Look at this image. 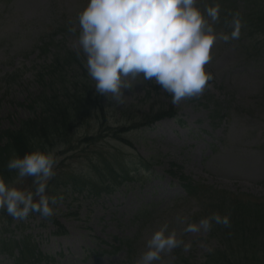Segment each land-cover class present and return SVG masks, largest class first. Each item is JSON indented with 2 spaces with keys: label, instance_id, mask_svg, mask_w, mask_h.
Returning <instances> with one entry per match:
<instances>
[{
  "label": "rangeland",
  "instance_id": "374dc122",
  "mask_svg": "<svg viewBox=\"0 0 264 264\" xmlns=\"http://www.w3.org/2000/svg\"><path fill=\"white\" fill-rule=\"evenodd\" d=\"M88 2L0 0V81L6 75L23 70L10 87L9 84L0 83V131L26 118L34 108L32 100L42 93L35 69L43 64V59H38L32 52L34 44L41 38L55 35L58 40L63 37L66 48L77 54L79 28L76 22L73 25L76 34L54 32L64 29V16L76 20L77 14ZM215 29L223 32L216 23ZM251 55V52L246 54L242 49L236 51L227 47L225 42L218 41L212 49L211 62L205 66L214 79L200 96L176 105L171 103V95L155 85L154 81H144L142 77L129 78V88L122 89L123 97L113 99L111 95L108 96L111 100L107 108L109 118L104 125L112 130L122 127L124 133L120 134L121 138L120 135L111 136L113 134L110 132L109 135L114 139L105 135L83 144L74 143V151L67 155L59 149L62 146L55 147L58 148V163L54 169L56 175L49 181L48 195L59 197L58 190L64 177L76 179L78 175L87 173L91 161L95 162L97 152H114L113 159L120 156L129 161L134 156L151 160L156 166L150 167L149 172L145 170V174L151 173L149 181L139 188L134 185L128 193L117 192L99 200L83 195L66 201L58 200L53 206L54 216L51 217L54 220L32 215L31 219L23 220L19 225L26 229L23 233L15 230L18 220L0 211V240L30 234L38 243L39 251L53 258L51 264H122V252L110 257H96L92 251L104 248L102 242L111 243L114 237L123 240L136 237L139 241L146 239L147 242L154 231L167 224L169 231L174 230L177 238L184 242L174 250L184 255L190 252L196 261L201 260L205 252L216 247V243L205 240V231H185L186 212L196 208L193 209L191 203H182V200L176 203L175 200L183 196L178 178H189L200 183L204 181L207 185L225 190L242 201L241 207L247 203H258L262 200L259 198L264 197V103L260 105V100L264 99V59L261 64L251 65L245 60ZM80 56L82 67L86 68L83 54ZM93 85L96 92L94 81ZM212 96L213 100L218 99L220 108L219 117L214 123L209 115L212 105L208 104ZM223 99L228 101L223 104ZM116 104L132 107L130 115L137 114L135 116L139 118L155 111L177 113V116L163 117L151 130L131 133L127 132L131 122L121 123L124 115L120 114L127 111H122L125 109L122 108L118 112L119 106L111 108ZM87 129L91 133L95 131L92 122H87L79 129V135ZM135 137L141 138L143 142H136ZM124 139L129 144L124 145ZM170 163L178 168L172 167V173L169 172L174 177L163 173L169 170ZM14 181L7 183L12 184ZM28 182L26 178L24 184L14 186L30 190L29 184L32 182ZM169 207H175L178 212L171 211L163 215L151 227L146 226L139 233L135 226L138 223H130L139 209L160 212ZM233 222H230L233 229L223 230L229 234L226 237L232 238L228 244L231 242L237 248L243 245V240L252 239L254 233ZM142 244L139 249L141 254L146 249L142 248ZM193 244L194 247L190 249ZM175 259L176 256L169 252L162 254L161 260L155 264H178ZM0 264L10 263L0 255Z\"/></svg>",
  "mask_w": 264,
  "mask_h": 264
},
{
  "label": "clouds",
  "instance_id": "9594fccd",
  "mask_svg": "<svg viewBox=\"0 0 264 264\" xmlns=\"http://www.w3.org/2000/svg\"><path fill=\"white\" fill-rule=\"evenodd\" d=\"M197 5L198 0H89L76 17L77 54L85 58L96 93L119 99L122 89L129 88V78L142 77L170 94L173 105L200 96L214 79L205 68L213 58L212 49L218 41L239 39L243 22L236 13L232 31L217 32L219 3L203 10ZM69 31L76 34L75 27ZM57 151L13 154L6 167L15 171L16 179L9 184L0 176V211L16 220H26L32 213L53 216V206L63 199L48 195L49 181L56 175ZM28 177L33 178L34 190L14 186ZM213 223L229 227L230 218L214 213L189 223L185 231L207 232ZM183 243L164 224L147 240V250L137 264H155Z\"/></svg>",
  "mask_w": 264,
  "mask_h": 264
},
{
  "label": "trees",
  "instance_id": "16d2710c",
  "mask_svg": "<svg viewBox=\"0 0 264 264\" xmlns=\"http://www.w3.org/2000/svg\"><path fill=\"white\" fill-rule=\"evenodd\" d=\"M229 1L234 3V9L237 11L240 7L244 9L245 14H241L239 11L236 12L239 13L244 26L247 27L248 23L253 24L254 20H257L258 27L255 31L259 34L261 29L264 30V0H226V3ZM240 3H243V5H240ZM255 26L257 25L255 24ZM252 34L253 32L250 30L244 36L247 38L248 44L252 42L249 39ZM47 47L48 45H43V48L46 49ZM36 74L42 93L32 100L34 103V108L31 109L32 112L30 111L26 118L19 120L17 125H13L14 127L0 131V176H3L6 182L11 181L16 175L15 171H10L6 167L13 154L23 157L28 152L35 150L47 152L59 146H62L59 148L60 150L69 153L74 150V143L83 144L87 141L101 139L105 135L116 137L124 133L122 127H116L113 130L111 127H104L109 118L107 108L111 100L106 96L98 95L94 91L93 81L88 77L86 68L82 67L77 55L65 50L60 53H54L48 65L45 63L44 67L40 68ZM102 100H104L105 104ZM118 106L117 104L112 105L111 108ZM119 107L121 108L118 109V112L122 108H125L122 111H127L120 114L124 115L121 118V123L131 122L129 127L132 129L149 124L158 117L173 114L168 111H155L156 113L151 112L150 115H142L139 118L135 116L137 114L130 115L132 107L123 105ZM136 119H140V121L135 122ZM87 122L93 123L95 131L91 133L87 129L86 132L79 135V129H82ZM110 132L113 135L110 136ZM118 158L113 159L109 151H106V153L97 152L95 154L96 162L91 161L88 167L90 174L102 173L103 176L108 175L109 183L107 185L103 183L108 189L116 185L118 178L115 175L121 173L119 169L124 167L125 161L120 157ZM28 178L33 179L31 177ZM93 181L94 179H91V177L85 180L78 178L72 181L70 179L68 181L64 177L62 180V191L65 195L68 193L71 196L82 192H86V194L87 192L95 193L97 185ZM193 189V186L186 184L187 194H192ZM221 209L222 216H229L225 203L219 210ZM32 214L40 215L39 213ZM256 217L262 221L257 220ZM233 221L236 225L245 226L250 233L253 232L254 237L252 239L248 238L246 241L243 240V245H238L236 249L231 242H229V246L224 244V249H216L206 254L204 261L200 264L264 263V249L262 248L264 245V229L258 228H264V202L247 205L243 215L235 217ZM231 226L230 224L229 227H226L225 231L233 229ZM213 231H216V237L223 244L222 238L225 235L219 232L225 231L221 229H213ZM28 238L30 239V235L19 240L20 244L25 243L27 247L26 251H21L20 253L18 250L16 251L17 261L32 257L33 251L32 247L30 248V240ZM230 241H232V238H230ZM4 246H6L5 243ZM1 253L6 252L1 250Z\"/></svg>",
  "mask_w": 264,
  "mask_h": 264
}]
</instances>
